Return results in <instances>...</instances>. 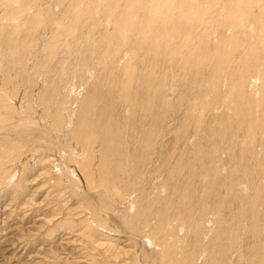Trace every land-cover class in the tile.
<instances>
[{
  "label": "rangeland",
  "instance_id": "rangeland-1",
  "mask_svg": "<svg viewBox=\"0 0 264 264\" xmlns=\"http://www.w3.org/2000/svg\"><path fill=\"white\" fill-rule=\"evenodd\" d=\"M75 1L36 0L32 2L33 7L27 9L24 6L29 0H19V20L12 21L4 18L10 13V4L0 0V62L6 65L3 70L0 66V71L2 76H7L0 78V105L4 107L0 108V121L8 126L0 131L3 133L0 143L9 148L22 142L26 149L19 159L7 163L10 180L8 184H0V264H151L152 260L158 264V249L144 242L148 224L157 222L158 217L152 213L168 203L162 215L167 222L165 232L169 235L167 227L171 224L174 234H184V231L178 233L179 221H173L172 217L182 207L181 192L185 184L190 187L187 185L189 196L183 205L191 220L200 215L199 207L203 203L209 205L214 231L203 241L213 248L211 253L217 263L251 264L245 261L247 253H252L254 245L264 247V212H259L261 226L252 225L251 215L241 217L242 207L246 205L242 186L229 192L224 183L230 185L233 178L242 182L241 168L231 174L242 151L249 153L244 166L250 172L259 171L260 166L255 164L264 159V123L253 126L255 117L247 116L244 98L230 94L245 65L257 57L252 43L259 50L264 70V22L261 19L264 0H172L171 7V0H164L165 6L157 21L152 19V10L160 0H131L138 2L139 10L135 6L134 11L137 22L132 21L134 29L124 40H119L120 34L113 22L126 19L130 0L127 3L126 0H105L106 4L101 3L103 0ZM89 3L95 4L93 20L82 15L78 17V24L68 17L64 20V14L71 18L76 16L75 5L90 6ZM107 4L109 8L103 6ZM113 4H117L116 9ZM121 11L124 16H120ZM36 13H40L44 22L38 27L31 24ZM240 14L245 18L243 25L233 20ZM61 18L62 27L58 24ZM196 29L201 32L196 33ZM57 33L62 35L59 37ZM189 35L192 47H188ZM109 36L112 38L108 39ZM106 39L113 42L112 46L116 41L119 49L118 53L111 48L115 54L111 51L109 58L105 55L110 44ZM140 39L143 41L139 42ZM89 40L93 41L91 45ZM231 40L240 46L229 64L225 59L227 46L221 45ZM127 63L132 66V79L124 72ZM222 71H227L224 84L212 88V74H222ZM256 72L249 74L247 91ZM126 78H130L131 86ZM119 89L128 94L127 99L122 98L124 92ZM26 95L31 99L33 107L30 109L26 107L29 105ZM148 98L152 109L146 106ZM237 102H241L242 108ZM25 116L32 122L30 133L25 131ZM250 130L253 140L249 143ZM146 137L153 143L146 150L149 155H141L142 141ZM70 144L75 146V160H69L65 154L72 151ZM29 145L31 148L27 149ZM84 147L94 153L92 163L95 165L88 178L78 160ZM198 156H202V161L193 160ZM53 161L55 164L59 161L60 168L53 166ZM23 162L27 166L18 185L20 171L17 168ZM201 163L208 170H215L210 178L215 180L214 186L207 192L202 177L192 180L188 177L191 169L201 172ZM180 167L183 170L179 176L171 175ZM101 172H110L114 184L128 189L127 194L135 195L139 203L134 210L126 208L122 200L106 191L99 180ZM202 172L206 174L205 169ZM67 175H71L70 183L66 181ZM118 176L121 179L117 180ZM245 182L247 180L242 183ZM93 202L105 204L111 218L109 222L101 220L104 227L92 231L88 220L89 210L95 209ZM231 232L234 236L238 233L233 242ZM193 233L187 235L189 246L195 244ZM239 241L243 251L234 247ZM136 254L140 255L139 263ZM202 260L200 257L199 262ZM251 260L259 262V258L251 257Z\"/></svg>",
  "mask_w": 264,
  "mask_h": 264
},
{
  "label": "bare ground",
  "instance_id": "bare-ground-1",
  "mask_svg": "<svg viewBox=\"0 0 264 264\" xmlns=\"http://www.w3.org/2000/svg\"><path fill=\"white\" fill-rule=\"evenodd\" d=\"M34 1H36V0H29V2H27V3H25L26 5L24 6V8H32L33 7V4H32V2H34ZM77 1V0H76ZM75 1V2H76ZM81 1V0H80ZM86 1V0H85ZM91 1V0H90ZM95 1V0H94ZM93 1V2H94ZM105 0H103V1H101V3H105L104 2ZM107 1H109V0H107ZM118 1V0H117ZM129 1V0H128ZM127 0H126V3L128 2ZM164 0H160L157 4H156V7L152 10V9H150V10H152L154 13H153V16H152V13H151V16H152V19L153 20H155V21H157V20H159L160 19V11H162V7H164L165 5H164V2H163ZM203 1H205V0H203ZM207 1V0H206ZM233 1V0H232ZM231 1V2H232ZM261 1V0H260ZM6 5H9L10 4V9H9V11H10V13L9 14H7V16H5L4 18L7 20V19H11L12 21H15V20H19V11H18V8H19V0H6ZM87 2V1H86ZM93 2H91V3H93ZM150 2V1H149ZM154 2H156V1H154ZM177 2V1H176ZM187 2V1H186ZM202 2V1H201ZM229 2V1H228ZM248 2V1H247ZM80 3V2H79ZM91 3H89V4H91ZM96 3H98V1H96ZM107 3V2H106ZM105 3V4H106ZM117 3H119V2H117ZM121 3H125V2H121ZM135 3V4H134ZM137 3L138 2H136V1H131L130 0V3H129V6H130V4H132L130 7L128 6V8H127V10H126V12H125V17H126V19L125 20H123V21H121V22H119V19H117V20H115L116 19V16H114L115 17V21L113 22L115 25H116V32H119V40H124L125 38H127V37H129V35H131L130 33H132V29H134V26H135V24H136V22H137V18H135L134 19V16L136 15V13H135V15H134V11L136 10V7L138 6L137 5ZM139 3H141V1H139ZM151 3V2H150ZM150 3H148V5L150 4ZM172 0L170 1V3H169V6L171 7V5H172ZM193 3V2H192ZM240 3V2H239ZM81 4V3H80ZM85 4V3H84ZM115 4V3H114ZM114 4H113V7H114V9H116V7H117V4L114 6ZM134 4V5H133ZM142 4V3H141ZM152 4V3H151ZM179 4V3H178ZM220 4V3H219ZM236 4V3H235ZM73 5H74V3H73ZM88 5V4H87ZM95 5V4H94ZM94 5H90V6H84V8H82V7H77L76 5H75V8H73L74 9V11H75V14H76V16L74 17V18H71L68 14H64V16H66V17H63V16H61V17H63V18H65L64 20H66L67 19V17L68 18H70L71 19V22L72 21H74V22H76L77 24H78V21H79V19L80 18H78L79 16H86L87 18H90L91 17V15H92V13H93V6ZM108 6H106V5H103V6H105V7H107V8H109V4H107ZM112 5V4H111ZM111 5H110V7H111ZM119 5V4H118ZM126 5V4H125ZM97 6V5H96ZM136 6V7H135ZM143 6V5H142ZM145 6H147V5H145ZM203 6V5H202ZM234 6V5H233ZM76 7H77V9H76ZM98 7V6H97ZM96 7V8H97ZM123 7V9H124V6H122ZM144 7V6H143ZM152 7V5L150 6V8ZM175 7V6H174ZM182 7H183V5H182ZM193 7H195V6H193ZM69 8V7H68ZM102 8H104V7H102ZM107 8H105V9H107ZM112 8V7H111ZM138 8V7H137ZM141 8V7H140ZM149 8V7H148ZM76 9V10H75ZM98 9H100V7L98 8ZM120 8H117V10H119ZM142 9V8H141ZM147 9V8H146ZM234 9V8H233ZM31 10V9H30ZM36 10V9H35ZM68 10V9H67ZM66 10V11H67ZM109 9H107V11H108ZM125 10V9H124ZM124 10H123V12H124ZM137 10H139V8L137 9ZM37 11H39V9L37 10ZM65 11V10H64ZM168 11V10H167ZM173 11V10H172ZM210 11V10H209ZM32 12H33V10H32ZM41 12V11H40ZM109 12H112V11H109ZM122 12V11H121ZM123 12L120 14L119 12H118V14H120V16L123 14ZM138 12V11H137ZM147 12H148V10H147ZM187 13H188V11H186ZM23 13V12H22ZM21 13V14H22ZM68 13H70V12H68ZM102 13H104V12H102ZM101 13V14H102ZM108 13V12H107ZM116 13V12H115ZM114 13V14H115ZM144 14H145V12H143ZM178 13V12H177ZM233 13V11L231 10V14ZM20 14V15H21ZM105 14V13H104ZM113 14V13H112ZM111 14V15H112ZM117 14V15H118ZM133 14V15H132ZM137 14H139V13H137ZM174 14V13H173ZM182 14V13H181ZM184 14H186V13H184ZM230 14V13H229ZM63 15V14H62ZM72 15H73V13H72ZM71 15V16H72ZM165 14H163V16H164ZM167 15H168V13H167ZM228 15V14H227ZM93 16H94V14H93ZM123 16H124V14H123ZM145 16V15H144ZM207 16V15H206ZM230 16V15H229ZM231 16H233V14L231 15ZM57 17V16H56ZM108 17H110V14H108ZM136 17V16H135ZM140 17V16H139ZM149 17H150V15H149ZM165 17V16H164ZM174 17V16H173ZM177 17V16H176ZM235 17V16H234ZM233 17V18H234ZM63 18H61L60 19V21L58 22V24H60V27H62V26H64V24H63V22H62V19ZM93 17H91V19H92ZM96 18V17H95ZM111 18V17H110ZM113 18V17H112ZM119 18V17H118ZM190 18H193V17H190ZM228 18V17H227ZM230 18V17H229ZM233 18H231V20L233 19ZM247 18V17H246ZM259 18V17H258ZM54 19H55V17H54ZM53 19V20H54ZM100 19V18H99ZM142 19V18H141ZM172 19H176V18H172ZM245 18H244V15L243 14H240V15H238V18H234L233 20H235L236 22H234L235 24H237V23H242L243 22V20H244ZM248 19V18H247ZM256 19V18H255ZM262 20H263V22H264V16L261 18ZM93 20V19H92ZM134 20H136L135 21V24L132 22V21H134ZM138 20H140V19H138ZM230 20V19H229ZM238 20H240V22L238 21ZM55 21H57L56 19L54 20V22ZM84 21V20H83ZM82 21V22H83ZM99 21H101V20H99ZM145 21V20H144ZM144 21H143V23H144ZM171 21V20H170ZM173 21V20H172ZM179 21H181V20H179ZM259 21V20H258ZM70 22V23H71ZM107 22H110V20H109V18H108V20H107ZM131 22H132V24H134V25H132L131 24ZM141 22V21H140ZM146 22V21H145ZM149 22V21H148ZM154 22V21H153ZM247 22V21H246ZM246 22H245V24H246ZM73 23V22H72ZM71 23V24H72ZM92 23V22H91ZM99 23V22H98ZM112 23V22H111ZM150 23V22H149ZM158 23V22H157ZM157 23L155 24V25H157ZM171 23V22H170ZM173 23V22H172ZM181 23V22H180ZM194 23V22H193ZM192 23V24H193ZM31 24L33 25V26H39L40 24H44V22L42 23V17H41V15H40V13H36V15L33 17V19H32V21H31ZM94 24V22L92 23V25ZM140 24V23H139ZM154 24V23H153ZM244 23H242V25H243ZM264 24V23H263ZM95 26H96V23L94 24ZM112 25V24H111ZM145 26H146V23L144 24ZM150 25H152V23L150 24ZM167 25V24H166ZM170 25V24H169ZM175 25V24H174ZM58 26V25H57ZM56 26V27H57ZM66 26V25H65ZM140 27L141 26H143V25H139ZM176 26V25H175ZM28 27H29V25H28ZM55 27V28H56ZM67 27V26H66ZM69 27V26H68ZM74 27V26H73ZM72 27V28H73ZM80 27V26H79ZM84 26H82V28H83ZM88 27V26H87ZM137 27V26H136ZM140 27H139V29H140ZM147 27V26H146ZM158 27V26H157ZM186 27H188V26H186ZM241 27V26H240ZM257 27V26H256ZM30 28V27H29ZM85 28V27H84ZM174 28V27H173ZM201 28V27H200ZM49 29V28H48ZM92 29V28H91ZM142 29V28H141ZM140 29V30H141ZM143 29H145V28H143ZM147 29V28H146ZM165 29V28H164ZM170 29V28H169ZM181 29V28H180ZM35 30V29H34ZM54 30H56V29H54ZM60 30V29H59ZM62 30V29H61ZM170 30H172V29H170ZM178 30V29H177ZM187 30V29H186ZM193 30V29H192ZM197 30V29H196ZM199 30V29H198ZM198 30H197V32L196 33H198ZM30 31H32V29L30 30ZM57 31H58V29H57ZM74 31V30H73ZM77 31V30H76ZM143 30H141V32H142ZM152 31V30H151ZM150 30H149V32H151ZM165 31V30H164ZM168 31V30H167ZM175 31H176V29H175ZM181 31V30H180ZM200 32H201V30H199ZM62 32H64V30L62 31ZM66 32H68V31H66ZM89 32V31H88ZM91 32V31H90ZM146 32V31H145ZM52 33V32H51ZM55 33V32H54ZM65 33V32H64ZM113 34H114V32H112ZM165 33V32H164ZM170 33H171V31H170ZM203 33H205V32H203ZM202 33V34H203ZM77 34V33H76ZM146 34V33H145ZM218 34V33H217ZM57 35L59 36V33H57ZM62 35V34H61ZM60 35V36H61ZM104 35H107V34H104ZM115 35V34H114ZM118 35V34H117ZM182 35V34H181ZM203 35H205V34H203ZM59 36V37H60ZM69 36V35H68ZM108 36V35H107ZM141 36H143V35H141ZM156 36V35H155ZM163 36V35H162ZM190 36V35H189ZM195 36V35H194ZM248 36V35H247ZM87 37V39L89 38L88 37V35L86 36ZM112 38V36H109V37H107L108 39L109 38ZM146 37V36H145ZM144 37V38H145ZM181 37V36H180ZM187 37V36H186ZM197 37H198V35H197ZM200 37H202V36H200ZM205 37V36H204ZM114 38V37H113ZM152 38V37H151ZM155 38V37H154ZM250 38V37H249ZM58 39V38H57ZM73 39V38H72ZM71 39V40H72ZM105 39V38H104ZM108 39H106L107 40V42H109L108 41ZM115 39V38H114ZM118 39V38H117ZM129 39V38H128ZM132 39V38H131ZM174 38H172V40H173ZM178 39V38H177ZM200 39V38H199ZM105 40V41H106ZM111 40V39H110ZM143 41V39H140L139 40V42L140 41ZM145 40V39H144ZM148 40V39H147ZM155 40H157V39H155ZM230 40V39H229ZM78 41V40H77ZM87 41V40H86ZM86 41H84V42H86ZM89 41H91V40H89ZM95 41V40H94ZM190 41H191V43L189 44V42H188V47H192V37L190 36ZM225 41V40H224ZM250 41V40H249ZM55 42V41H54ZM79 42V41H78ZM93 41H91L90 42V44L89 45H91V43H92ZM112 42V41H111ZM111 42H109L110 44H109V46L106 48V51H105V55H108V58L111 56V53L113 52L114 54H115V52L114 51H112L113 49H111V48H114L115 49V51L116 52H118V43H116V41H115V46L113 47L112 45H111ZM122 42V41H121ZM125 42H126V40H125ZM128 42V41H127ZM177 42V41H176ZM196 42V41H195ZM49 43L50 42H48V45H46V47L48 46V49L50 48L49 47ZM88 43V42H87ZM113 43V42H112ZM119 43H120V41H119ZM132 43V42H131ZM142 43V42H141ZM53 44H55V43H53ZM83 44V43H82ZM108 44V43H107ZM126 44V43H125ZM140 44V43H139ZM146 44V43H145ZM238 44V45H237ZM52 45V44H51ZM85 45V44H84ZM84 45H82V46H84ZM94 45V44H93ZM121 45V44H120ZM147 45V44H146ZM156 45V44H155ZM161 45V44H160ZM85 46H87V44L85 45ZM95 46V45H94ZM142 46V45H141ZM177 46V45H176ZM225 46H227L224 50H227V53H226V55H225V59H226V61H228V63L230 64V62H231V60H232V57H233V53L234 52H237V50L238 49H236V48H239V43L238 42H236V41H230V42H227V43H223V45H221V47H225ZM53 47H54V45H53ZM89 47V46H88ZM123 47V46H122ZM140 47V46H139ZM186 47V46H185ZM220 47V48H221ZM244 47V46H243ZM245 47H247V46H245ZM252 50H254L255 52H254V54H256L257 55V57H256V59H255V61H248V63L245 65V69L241 72V74H240V77L238 78V80L235 82V84L232 86V89H231V92H230V94L232 95V94H235L236 95V97L238 98V99H243L244 100V105H245V109L247 110L246 112H247V116H249L250 115V117H255V119H253L254 121L252 122V125L254 126L255 124L256 125H260V123L262 122V123H264L263 122V119H264V107H263V100H264V85H263V82H264V70H263V67H261V65H262V63L260 62V59H259V57H260V55H258L259 53H258V49L255 47V44H253L252 43ZM45 48V47H44ZM119 48H121V47H119ZM130 48H132V47H130ZM144 48V47H143ZM160 48V47H159ZM27 49H29V48H27ZM30 49H32V48H30ZM81 49V48H80ZM90 49V48H89ZM142 49V48H141ZM44 50H46V49H44ZM132 50V49H131ZM159 50V49H158ZM220 50V49H219ZM27 51V50H26ZM86 51V50H85ZM84 51V53H86ZM94 51V50H93ZM103 51V52H104ZM107 51H108V53H107ZM112 51V52H111ZM239 51V50H238ZM28 52H29V50H28ZM243 52V51H242ZM112 53V54H113ZM119 53V52H118ZM29 54V53H28ZM224 54V53H223ZM244 54V53H243ZM85 55V54H84ZM83 55V56H84ZM242 55V54H241ZM156 56H157V54H156ZM252 58V57H251ZM224 59V58H223ZM243 59V58H242ZM23 60H24V58H23ZM25 61V60H24ZM244 61V60H243ZM65 62V61H64ZM245 62V61H244ZM23 63V62H22ZM26 63V62H25ZM27 64V63H26ZM43 64V63H42ZM221 64V63H220ZM63 65V64H62ZM219 65V64H218ZM0 66H3L2 67V70H3V68L6 66L5 65V63H2V62H0ZM23 66V65H22ZM22 66H19V68L20 67H22ZM64 66V65H63ZM44 68V67H43ZM150 69H148V71H149ZM253 70H256V71H258V72H256L255 73V75H254V79L252 80L253 81V83H252V85H251V87L249 88V91H247L248 90V86H249V84H248V77H249V74L253 71ZM124 72H126V75L127 76H129L131 79L133 78V76H134V73H133V70H132V66L130 65V63H127L126 65H125V71ZM223 73L221 74V72H217V73H215V74H212V77L210 78V85L212 86V88H218L219 86H221V85H223L224 84V81L226 80V72L227 71H222ZM149 73H151L150 71H149ZM229 73V72H228ZM151 75V74H150ZM0 78H2V79H6L7 78V76H2V73H1V71H0ZM8 78H10L9 76H8ZM130 78L129 79H127L126 78V81H127V83H128V85H130L131 86V81H130ZM138 79V78H137ZM228 79V78H227ZM147 80V79H146ZM229 80V79H228ZM8 82V81H7ZM133 82V81H132ZM143 82V81H142ZM10 83H11V81H10ZM13 83V82H12ZM124 83H125V81H124ZM126 83V84H127ZM144 83H146V82H144ZM148 85L150 84V83H147ZM4 85V84H3ZM7 85V84H6ZM10 85H12V84H10ZM117 86V85H116ZM121 86H122V83H121ZM123 87V86H122ZM126 88H127V85H126ZM125 88V89H126ZM122 89V88H121ZM227 89V88H226ZM119 91H120V89H119ZM127 91V90H126ZM5 92V91H4ZM121 92V91H120ZM124 92V94H123V96H122V98L124 97V98H126V96L128 95L125 91H123ZM123 92H121V93H123ZM154 92V91H153ZM9 93V92H8ZM137 96V95H136ZM26 97H27V99H28V101H27V103L29 104V105H26V107L27 108H32L33 106L31 105V99H30V97L28 96V95H26ZM120 97H121V95H120ZM152 97V96H151ZM248 97V98H247ZM128 98V97H127ZM126 98V99H127ZM137 98V97H136ZM125 99V100H126ZM133 99V98H132ZM149 100H148V105H146V106H148L149 108H151V99L150 98H148ZM228 101V100H227ZM238 101V100H237ZM123 102H124V100H123ZM126 102V101H125ZM4 103V102H3ZM131 103V102H130ZM238 103V102H237ZM241 102H239L238 104H240ZM24 105V104H23ZM129 105V104H128ZM132 105V104H131ZM140 106V105H139ZM145 106V107H146ZM238 106V105H237ZM240 107H241V104L239 105ZM25 107V106H24ZM131 107V106H130ZM129 107V108H130ZM239 107V108H240ZM0 108H4L2 105H0ZM29 108V109H30ZM129 108H128V110H129ZM142 108H144V107H142ZM242 108V107H241ZM240 108V109H241ZM244 108V107H243ZM152 109V108H151ZM25 110H27V109H25ZM29 111V110H28ZM13 112V111H12ZM15 112V111H14ZM19 112V111H18ZM130 112V111H129ZM151 112V111H150ZM11 114V113H10ZM1 115V114H0ZM21 115H23V114H21ZM22 118V117H21ZM32 118V117H31ZM247 118V117H246ZM9 119H10V117H9ZM24 120L26 121L24 124H25V131L26 132H29L30 133V131L32 130L31 128H30V125L32 124V122H30V118L28 117V116H25V118H24ZM15 121V120H14ZM250 121H252V120H250ZM6 125H8V124H6ZM263 125V124H262ZM7 127L8 126H4V125H2V121H0V131H2V130H4V129H7ZM262 127H264V126H262ZM261 127V128H262ZM30 129V130H29ZM248 130V129H247ZM155 130H153L152 132H154ZM256 132H258V131H256ZM149 133V132H148ZM2 132H0V136H2ZM9 134V133H8ZM252 135H253V133H252V131L250 130L249 131V139L247 140V142H252V140H253V137H252ZM10 136V135H9ZM146 136H149V137H151L150 135H146ZM16 137V136H15ZM246 137V136H245ZM18 139V138H17ZM107 141V140H106ZM143 142V150H141V155H144L145 153H147L148 155H149V152H146V150L147 149H149L151 146H152V140H151V138H149V139H147V137H146V140H143L142 141ZM253 144V143H252ZM53 145V144H52ZM59 146V145H58ZM69 146H71V149H72V151H66V156L69 158V160L70 159H74L75 160V155H74V153H73V149H74V145H69ZM107 146H109V145H107ZM251 146V145H250ZM28 147L29 148H31V146L29 145V146H27L26 148L28 149ZM51 147V146H50ZM54 147V146H53ZM65 147V146H64ZM80 147V146H79ZM110 147V146H109ZM24 148V149H23ZM57 148V147H56ZM62 148V147H61ZM66 148V147H65ZM249 148V147H248ZM58 149V148H57ZM56 149V150H57ZM258 149V148H257ZM58 150H60V149H58ZM63 150V149H62ZM75 150V149H74ZM259 150H260V148H259ZM263 150V149H262ZM26 151V149H25V145H23V143L22 142H19V144H16V145H12V146H10L9 148L7 147V146H5V144L4 143H0V184H8V182H9V180H10V178H9V176H7L8 175V167H7V163H9V162H13L14 160H16V159H19V157H20V155L21 154H23L24 152ZM197 153V152H196ZM247 151H242L241 152V154H240V156H239V160L238 161H236L235 162V164H234V169L231 171V174H236V172H238V171H240V168H241V171H242V173H243V180H247V183L245 184V183H242L243 182V180H242V182H239L240 180H238V178H233V180H231V183H230V185H229V183H224V186L226 187V190L227 191H229L230 192V190L232 189V191H236L237 189H238V185H241L242 186V188L243 189H241L242 190V192H243V202H244V200H245V203H246V205H243V207H242V212H241V217H245V216H247V215H251L252 216V219L253 220H251V223H252V225H254V226H261V223H260V220H259V212L262 210L263 212H264V183L262 182V180H263V178H264V159H263V161H261L260 163L258 162L257 164H255V165H257V166H260V170L259 171H257V170H253L252 172H250L249 171V169L247 168V166H244V165H246V163L248 162V159H247ZM94 153H92V150H90V149H88V148H85L84 147V150H83V153H82V155L80 156V158L78 159L79 160V163H80V167H81V171L85 174V176L88 178L89 177V173H92L93 172V170H91L92 168H93V165H95L94 163H92L93 162V160H94V155H93ZM199 154V153H198ZM249 154V153H248ZM251 154H252V152H251ZM77 155V154H76ZM140 155V156H141ZM251 155H248V158L250 157ZM142 158V157H141ZM251 158V157H250ZM183 159V158H182ZM196 159H198V160H200V161H202V156H198V158H194L193 160H196ZM130 160V159H129ZM67 161V160H66ZM257 161V160H256ZM56 162V161H55ZM53 163H54V161H53ZM53 163H52V165H53ZM58 163H59V161H58ZM58 163L57 164H55L54 163V165L53 166H56V167H58ZM105 163H106V161H105ZM108 163V162H107ZM130 163V162H129ZM69 164H70V162H69ZM19 165V169L17 168V171H20L19 172V179H18V177H17V179H18V181L16 182L18 185H20V182H21V179H22V177H23V175H22V171L24 170V168L27 166V163H25V162H23V163H20V164H18ZM68 165V164H67ZM109 165V164H108ZM248 165V164H247ZM189 166V165H188ZM65 167V166H64ZM75 167V166H74ZM105 167H107V164H105ZM196 166H194V168H195ZM58 168H60V167H58ZM129 168H131V167H129ZM128 168V169H129ZM62 169V168H61ZM68 169V168H67ZM69 169H71V168H69ZM196 169V168H195ZM200 169H201V172H199L197 169L196 170H190V171H188V174H189V179L190 180H192V179H194L195 177H202L201 178V180H202V184H203V187H204V190L207 192V191H210V190H212V188H213V186H214V182H215V180H213V178L212 179H210L211 178V173H212V171H215L213 168H209V170L207 169V168H205V164L204 163H201V165H200ZM206 170V174L205 173H203L202 171L203 170ZM53 170V169H52ZM182 170H183V168H181L180 167V169L177 171L176 170V172L174 171L171 175H176V176H179L180 174H181V172H182ZM14 171H16V170H14ZM129 171H131V170H129ZM210 171V172H209ZM69 172V171H68ZM11 176V175H10ZM68 176V175H67ZM130 176V175H129ZM72 177H74V176H72ZM244 178H247V179H244ZM71 175L70 176H68L67 177V180L66 181H68L69 183H70V181H71ZM118 179H121V178H119V176H118V178H117V180ZM208 179V180H207ZM240 179V178H239ZM81 180V179H80ZM99 180L101 181V183L103 184V185H105V187H106V191L107 192H111V194L116 198V199H118V200H122V203H124L125 204V206H126V208H129V209H132V210H134L137 206H138V201H136L134 198L135 197H133V196H135V195H133V193L132 194H127L128 193V189L127 190H125V189H123L122 187H121V185H120V187H118L116 184H114V182H112V176H111V173L110 172H108V173H105V172H101L100 174H99ZM78 181V180H77ZM114 181V180H113ZM116 181V180H115ZM190 183H192V182H190ZM189 183V184H190ZM242 183V184H241ZM188 184H185V185H182L183 186V188L184 189H182V192H181V203H182V207H180L179 209H178V211H177V213L172 217V220L173 221H179V227H178V233L179 232H181V231H184V234L183 235H181V236H179V235H177L176 234V232H175V234H174V226H171V224L167 227V229H168V233H169V235L165 232V227H166V220L164 221V219L162 218V215H163V212H164V210H165V208H167V206H168V203L167 204H165L164 206H162V210L160 209V211H158V212H153L152 214H154V217H158V220H157V222H155V223H151V221L149 222V224H148V228L149 229H147V235H146V237H145V240H144V242H146V243H149L150 245H152V246H155V248H157L158 249V256H159V263L158 264H222V263H220L221 261H219L218 263H217V258H214V254L213 253H211V251H213L212 249L213 248H211L210 246H208V242L207 243H204V241H203V239L204 238H207V237H209L210 235H211V233L214 231V227H213V225L212 224H210L211 223V219H210V209H209V205H208V203L207 202H205V203H203L199 208H200V211H201V213H200V215H196L197 217H193V215H192V220H191V215L189 214V212H188V209L186 208V206L184 207V205H183V202L184 201H187V199H188V194H187V192H188V186H187ZM165 187L166 186H164L163 185V189L164 190H166L165 189ZM177 187V186H176ZM179 187H181V186H179ZM190 187V186H189ZM129 188V187H128ZM177 189V188H176ZM248 189H250L249 191H248ZM179 190H180V188H179ZM209 193V192H208ZM193 194V193H192ZM250 194V195H249ZM190 196H191V194H190ZM210 196V195H209ZM244 196H245V199H244ZM207 197H208V195H207ZM190 198V197H189ZM94 203V202H93ZM94 207H95V209H90L89 210V219L90 220H88L89 222H88V227H89V229H92V231H93V229H95V228H103L104 227V224L101 222V220H105V221H107V222H109V219L111 218V216H110V213L108 212V209L109 208H107V206L105 205V204H102V202H101V204H97V203H94ZM217 209H218V207H217ZM264 214V213H263ZM243 219V218H242ZM207 223H209L208 224V226H206L205 224H207ZM177 224V223H176ZM237 228L238 227H236V229L235 230H237ZM192 229V230H191ZM243 229H245V231L247 230L246 229V227L245 228H243ZM232 230V229H231ZM257 230V229H256ZM262 230H264V227H262ZM254 231V230H253ZM189 232H194L193 234L195 235V244L194 245H190L189 246V244H187V235L189 234ZM237 232V231H236ZM237 235H238V233H236ZM236 234H235V236H236ZM240 234V233H239ZM244 234H245V232H244ZM243 235V234H242ZM233 236V237H232ZM235 236L232 234V232H231V242H233L232 240L235 238ZM241 236V235H240ZM238 238V237H237ZM171 239V240H170ZM175 239V240H174ZM239 239V238H238ZM170 240V241H169ZM172 240H174V241H172ZM94 242V241H93ZM241 242H242V240H241ZM240 241L237 243V244H235L234 245V247L236 248V249H238L239 251L241 250V251H243L242 250V243H241ZM216 243V242H215ZM219 243V242H218ZM258 245H254V247H253V249L251 250L252 251V253H247V259H245V261L247 260V262H249V263H251V264H264V247H262V246H258ZM109 247V246H108ZM111 248H112V246H111ZM169 248V249H168ZM225 248V247H224ZM214 252V251H213ZM200 257H203V260L202 261H200L199 262V259H200ZM242 257H244V253H242ZM251 257H255V258H259V262H256V260H251ZM136 258H137V262L139 263V261H140V255L139 256H137V254H136ZM148 258V257H147ZM246 258V257H245ZM148 261V260H147ZM148 264H149V262H148ZM151 264H156L155 263V260H152V263Z\"/></svg>",
  "mask_w": 264,
  "mask_h": 264
}]
</instances>
